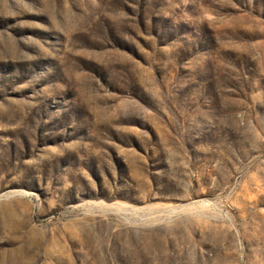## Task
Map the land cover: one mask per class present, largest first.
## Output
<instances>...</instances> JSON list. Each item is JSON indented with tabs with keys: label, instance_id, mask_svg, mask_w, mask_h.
I'll list each match as a JSON object with an SVG mask.
<instances>
[{
	"label": "rangeland",
	"instance_id": "obj_1",
	"mask_svg": "<svg viewBox=\"0 0 264 264\" xmlns=\"http://www.w3.org/2000/svg\"><path fill=\"white\" fill-rule=\"evenodd\" d=\"M0 264H264V0H0Z\"/></svg>",
	"mask_w": 264,
	"mask_h": 264
}]
</instances>
